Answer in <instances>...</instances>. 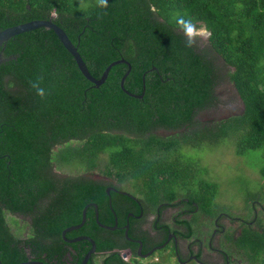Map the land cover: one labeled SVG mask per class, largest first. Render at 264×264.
Instances as JSON below:
<instances>
[{
  "label": "trees",
  "instance_id": "trees-1",
  "mask_svg": "<svg viewBox=\"0 0 264 264\" xmlns=\"http://www.w3.org/2000/svg\"><path fill=\"white\" fill-rule=\"evenodd\" d=\"M49 18L77 46L95 78L110 62L128 61L127 92L120 86L126 63L114 64L96 87L50 28L6 41L0 64L3 264L29 258L81 264L91 243L69 242L62 230L81 221L90 201L102 224L113 225L114 213H120L108 201L105 183L84 171L140 180L152 206L185 196L190 210L212 211L217 184L199 176L185 147L229 137L239 155L263 148L264 177V0H0V30ZM201 27L208 32L205 42L193 33ZM224 79L242 110L218 120L197 118L219 103ZM161 128L175 133H158ZM64 165L77 173H57ZM260 199V192L252 193L251 208ZM196 213L188 220L189 233ZM252 217V209L242 217L235 242L252 264H264V224ZM117 234L101 227L89 206L83 225L66 237L94 240L96 251L86 264H135L119 254Z\"/></svg>",
  "mask_w": 264,
  "mask_h": 264
},
{
  "label": "flooded vegetation",
  "instance_id": "flooded-vegetation-1",
  "mask_svg": "<svg viewBox=\"0 0 264 264\" xmlns=\"http://www.w3.org/2000/svg\"><path fill=\"white\" fill-rule=\"evenodd\" d=\"M158 133L169 135L174 134L175 130L161 128ZM83 174L102 180L108 201H114L116 210L120 211L119 214L114 213V224L108 226H114L110 230H117L116 238L120 243L118 252L126 261L136 260L135 264H139V259L150 258L155 259L156 264H188L191 261L195 264H243L246 259L252 264L244 249L235 242L240 233L242 217L226 212L217 213L211 222L208 221L209 224L194 226V232L189 233L188 220L199 210H190L187 197L177 198L174 204L159 202L152 206L138 186L140 180L118 181L97 171H84ZM258 206L252 208V218H257L259 211L264 212V203H258ZM66 233L63 236L61 232V235L69 242L84 236L66 237ZM98 258L101 262L103 256Z\"/></svg>",
  "mask_w": 264,
  "mask_h": 264
},
{
  "label": "rangeland",
  "instance_id": "rangeland-1",
  "mask_svg": "<svg viewBox=\"0 0 264 264\" xmlns=\"http://www.w3.org/2000/svg\"><path fill=\"white\" fill-rule=\"evenodd\" d=\"M193 33L199 37L200 42H205L208 35L207 30L203 27L194 30ZM215 59L216 63L222 65L223 61L220 57H216ZM227 68L225 67V70ZM219 92L220 101L216 107L201 111L197 118L218 120L237 114L242 110V103L231 83L226 82L224 79L222 85L219 87ZM185 148V157L196 160L199 176L203 177V179L214 181L217 184V192L214 199L215 204L211 205L213 210H199L194 218L196 227L209 224L210 220L217 213L221 212L247 218L251 215L252 209L248 199L254 192H260L264 200V177L259 172V168L263 164V148L249 150L239 155L235 152V144L229 137H224L214 143H204L201 146ZM106 156L107 153L103 154V159ZM58 172L63 174L77 173L75 166L67 165L58 169ZM257 201L264 203L261 199ZM258 202H255L256 208L259 207ZM259 217H261V221L264 224V212L259 211ZM10 221L13 227L17 226L12 220ZM208 221L210 222L208 223ZM139 261H149L152 264H156V260L150 258L149 260L139 259ZM188 264L195 263L191 261ZM243 264L250 263L244 259Z\"/></svg>",
  "mask_w": 264,
  "mask_h": 264
},
{
  "label": "water",
  "instance_id": "water-1",
  "mask_svg": "<svg viewBox=\"0 0 264 264\" xmlns=\"http://www.w3.org/2000/svg\"><path fill=\"white\" fill-rule=\"evenodd\" d=\"M39 27H46V28H50L54 31V33L57 35V37L59 38L60 42L62 43V45L65 47V49L72 55L77 67L79 68L80 72L83 74V76L88 79L90 82H92L96 87H98L100 84H102L104 82V80L107 77V74L109 72V69L117 63L120 62H124L128 65V69L127 71L123 74V76L121 77L120 80V86L122 87V89L124 91H126L123 87V82L125 77L127 76L129 70H130V64L128 61H126L124 58H120L117 60H114L112 62H110L105 69L103 70L101 77L100 78H95L94 76L91 75V73L88 71V68L84 62V60L82 59L80 53L77 50V46L73 44V42L70 40V38L67 36L66 32L63 30V28H61L59 25H57L55 22L52 21L51 18L49 19H32L26 22H22V23H18L6 28H3L0 30V64L6 60V58H4L1 54V49H3V47L5 46L6 41L14 36L17 35L19 33L25 32V31H29V30H33ZM127 92V91H126ZM138 97H141L142 95H137ZM93 205L95 207V218L97 223L103 227V228H108V229H112L114 228V226H108L105 224H102L99 222L98 220V213H97V205L95 203H88L86 204L83 209H82V215H81V221L78 224L75 225H71L68 226L67 228H65L62 231V235L65 236V233L67 231H71L74 229H78L79 227H81L83 225V223L85 222V218H86V209L90 206ZM80 239H87L89 240V242L91 243V248L86 252V254L84 255L81 264H86L88 259L91 257V255L96 251V246H95V242L92 238L88 237V236H79L76 237L74 239H72L73 241L76 240H80ZM0 264H3L2 261L0 260ZM16 264H46L45 262L41 261V260H37V259H28L22 262H18Z\"/></svg>",
  "mask_w": 264,
  "mask_h": 264
},
{
  "label": "clouds",
  "instance_id": "clouds-1",
  "mask_svg": "<svg viewBox=\"0 0 264 264\" xmlns=\"http://www.w3.org/2000/svg\"><path fill=\"white\" fill-rule=\"evenodd\" d=\"M187 32H188V34H189V37H191V33H192V28H191V26L188 27ZM141 264H142V263H141Z\"/></svg>",
  "mask_w": 264,
  "mask_h": 264
},
{
  "label": "crops",
  "instance_id": "crops-1",
  "mask_svg": "<svg viewBox=\"0 0 264 264\" xmlns=\"http://www.w3.org/2000/svg\"><path fill=\"white\" fill-rule=\"evenodd\" d=\"M144 260H149V259H144ZM141 263H148V264H152L151 262L149 261H146V262H141Z\"/></svg>",
  "mask_w": 264,
  "mask_h": 264
},
{
  "label": "built area",
  "instance_id": "built-area-1",
  "mask_svg": "<svg viewBox=\"0 0 264 264\" xmlns=\"http://www.w3.org/2000/svg\"><path fill=\"white\" fill-rule=\"evenodd\" d=\"M142 264H148V263H142Z\"/></svg>",
  "mask_w": 264,
  "mask_h": 264
}]
</instances>
